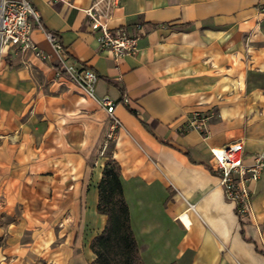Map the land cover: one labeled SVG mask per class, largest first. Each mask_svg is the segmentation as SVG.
Masks as SVG:
<instances>
[{"label": "crops", "instance_id": "0c3cea01", "mask_svg": "<svg viewBox=\"0 0 264 264\" xmlns=\"http://www.w3.org/2000/svg\"><path fill=\"white\" fill-rule=\"evenodd\" d=\"M31 1L36 50L10 46L0 61V216L17 218L0 226V264H91L109 157L145 264H264V173L241 216L210 166L212 147L242 139L246 164L264 147V0H120L110 27L141 35L118 60L92 29L95 0ZM50 31L67 64L97 73L119 125L55 78L69 74ZM196 111L210 116L206 139L188 127ZM115 129L111 154L96 156Z\"/></svg>", "mask_w": 264, "mask_h": 264}, {"label": "built area", "instance_id": "2783aa9c", "mask_svg": "<svg viewBox=\"0 0 264 264\" xmlns=\"http://www.w3.org/2000/svg\"><path fill=\"white\" fill-rule=\"evenodd\" d=\"M120 0H95L86 13L94 31L99 32L102 48L112 52L116 60L138 51L140 33L129 35L120 28H111L109 19ZM41 26V14L31 0H0V61L7 47L14 46L19 50H36L31 32L34 25ZM47 37L59 53V61L72 79L90 96L95 95L97 73L90 68L78 69L66 63L59 37L55 32H47ZM40 54V53H38ZM106 107L113 122V127L120 124L114 115L115 101L108 95L97 98ZM125 101L127 98L124 99ZM209 115L194 112L188 127L197 129L204 139L209 137ZM210 166L219 176L227 200L231 201L241 216L253 215L251 181L258 180L264 173V147L255 154L249 164L244 162V144L242 139L234 140L222 146L211 148ZM184 215V214H182ZM179 216L185 225V221ZM186 215V214H185Z\"/></svg>", "mask_w": 264, "mask_h": 264}, {"label": "trees", "instance_id": "16d2710c", "mask_svg": "<svg viewBox=\"0 0 264 264\" xmlns=\"http://www.w3.org/2000/svg\"><path fill=\"white\" fill-rule=\"evenodd\" d=\"M98 210L107 214L108 220L104 230L91 243L96 254L91 264H145L131 225L121 167L111 157L105 163L99 183Z\"/></svg>", "mask_w": 264, "mask_h": 264}, {"label": "rangeland", "instance_id": "374dc122", "mask_svg": "<svg viewBox=\"0 0 264 264\" xmlns=\"http://www.w3.org/2000/svg\"><path fill=\"white\" fill-rule=\"evenodd\" d=\"M58 69H59V73H57L55 78H60L61 76L62 77L65 76V78H67V79H72V77L70 75H65L63 73L62 69H60V67ZM116 133H117V130L115 129L113 135H106L105 136V141L100 144V148L97 150L96 156H99L101 154L104 156L111 154L112 147L115 145V141H116V137H115ZM103 140H104V138H103ZM16 220H17L16 217H11V218L7 217V218L2 219V217L0 216V226L1 225L7 226V225L11 224L12 222H15Z\"/></svg>", "mask_w": 264, "mask_h": 264}, {"label": "bare ground", "instance_id": "6f19581e", "mask_svg": "<svg viewBox=\"0 0 264 264\" xmlns=\"http://www.w3.org/2000/svg\"><path fill=\"white\" fill-rule=\"evenodd\" d=\"M183 219H184V221L186 222V221H188V219H187V217L185 216V217H183ZM187 223V222H186Z\"/></svg>", "mask_w": 264, "mask_h": 264}]
</instances>
